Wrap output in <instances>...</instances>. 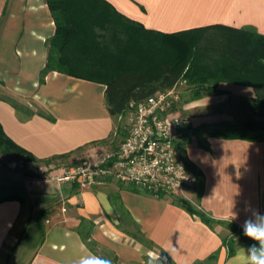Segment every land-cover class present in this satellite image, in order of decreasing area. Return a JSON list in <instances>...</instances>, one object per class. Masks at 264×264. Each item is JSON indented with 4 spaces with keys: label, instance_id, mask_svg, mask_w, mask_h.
<instances>
[{
    "label": "crops",
    "instance_id": "1",
    "mask_svg": "<svg viewBox=\"0 0 264 264\" xmlns=\"http://www.w3.org/2000/svg\"><path fill=\"white\" fill-rule=\"evenodd\" d=\"M105 1L149 31L173 34L219 24L249 27L264 35V0ZM60 13L61 52L57 54V42L53 57L60 56L65 65V7ZM55 32L56 20L46 0H0V125L15 144L38 159L108 144L115 132L104 84L55 70L39 83ZM218 89L224 92L183 103V109L223 102L229 96H254L247 86L221 83ZM186 154L203 173L202 209L242 229L251 210L263 215L264 142L209 137L204 149L193 137ZM7 163H0V187L25 201L29 219L23 225L18 199L0 202V264H106L102 249L119 264L143 263L155 249L174 264H194L214 252V264H242L239 253L247 247L227 256L221 242L227 231L222 226L212 230L168 195L160 198L111 179L83 186L77 180H58L65 173L60 170L31 177ZM112 192L152 250L129 235L132 227L111 203ZM189 192L185 198L193 201L195 195ZM80 230L97 244L96 253Z\"/></svg>",
    "mask_w": 264,
    "mask_h": 264
},
{
    "label": "trees",
    "instance_id": "2",
    "mask_svg": "<svg viewBox=\"0 0 264 264\" xmlns=\"http://www.w3.org/2000/svg\"><path fill=\"white\" fill-rule=\"evenodd\" d=\"M56 20V32L51 41L49 56L40 73L39 83L51 71L65 72L77 78H83L106 86L104 102L109 115L115 123V132L111 134L123 138L124 129L117 119L124 115L130 101L145 100L157 91H164L184 82L187 95L184 103L198 100L208 95H221L218 89L221 83H229L252 88L254 96L250 98L229 96L241 112L240 119L221 120L213 124L198 126L185 125L181 130L182 140L178 143L179 157L187 170L195 176L191 187L195 198L189 201L177 195H170L173 204L197 216L212 230L222 226L227 232L221 236L222 246L227 256H233L241 247H250L255 241L247 238L243 229L236 223L214 218L201 208L200 196L203 192V173L189 160L186 145L194 137L198 147L207 148V138L243 139L264 142V35L251 28H234L225 25H210L189 31L164 34L144 29L139 23L118 13L105 0H46ZM65 7V65L60 56L54 55V44L59 43L61 52L60 12ZM16 107L17 105L13 103ZM105 142V141H104ZM71 154L38 159L27 150L15 144L0 125V163L21 161L44 162L57 157H69ZM7 159V161H4ZM26 176H30L25 174ZM32 177V176H31ZM133 188L137 190L136 187ZM141 191V190H140ZM145 192V191H143ZM148 193V192H145ZM157 197L166 196L160 192L148 193ZM116 211L132 227L128 232L136 241L152 250L151 242L140 231L129 213L121 204L118 195L109 193ZM18 199L0 187V202ZM23 205V225L29 219V210ZM84 223V220L82 221ZM89 249L96 253V243L88 241L86 231H79ZM163 261L158 264H174L163 251ZM101 259L106 264H119L117 258L104 249ZM217 252L203 261L194 264H214ZM144 260H149L145 257ZM143 264V263H131Z\"/></svg>",
    "mask_w": 264,
    "mask_h": 264
},
{
    "label": "built area",
    "instance_id": "3",
    "mask_svg": "<svg viewBox=\"0 0 264 264\" xmlns=\"http://www.w3.org/2000/svg\"><path fill=\"white\" fill-rule=\"evenodd\" d=\"M179 102L176 86L139 102L130 101L124 115L118 117L124 129L118 147L65 171L58 180L91 186L111 179L148 193L185 198L196 179L179 157L180 130L192 123V118L180 115Z\"/></svg>",
    "mask_w": 264,
    "mask_h": 264
},
{
    "label": "rangeland",
    "instance_id": "4",
    "mask_svg": "<svg viewBox=\"0 0 264 264\" xmlns=\"http://www.w3.org/2000/svg\"><path fill=\"white\" fill-rule=\"evenodd\" d=\"M176 89L180 93V102L178 104V111L180 115L192 118V126H198L201 124H213L214 121H221L225 119L236 120L242 117L241 112L237 109L236 103L233 99L229 100V97L223 102H216L206 105L190 106L189 108L183 109L182 105L186 99L187 90L184 82L177 84ZM120 122L123 126V121L117 119V123ZM116 123V121H115ZM115 139L114 144H101L98 146H90L79 150L69 157H57L44 162H27L22 163L21 161H11L7 164L11 165L17 172L25 175L28 174L32 177L46 176L55 171H67L73 167H77L84 162L95 161L100 159L105 153L115 150L119 143L122 141L121 137L113 135ZM4 161H7L5 159ZM115 182V181H114ZM190 194L189 189L185 191V195ZM170 196V195H168ZM171 199V197H169ZM263 215H264V192H263ZM149 260H144L143 264H158V261H163L161 252L154 250L148 257Z\"/></svg>",
    "mask_w": 264,
    "mask_h": 264
},
{
    "label": "clouds",
    "instance_id": "5",
    "mask_svg": "<svg viewBox=\"0 0 264 264\" xmlns=\"http://www.w3.org/2000/svg\"><path fill=\"white\" fill-rule=\"evenodd\" d=\"M248 210H251L250 206L246 208ZM251 211V217L244 221L243 233L256 243L247 249L241 248L239 255L243 257L242 264H264V215L256 210Z\"/></svg>",
    "mask_w": 264,
    "mask_h": 264
}]
</instances>
